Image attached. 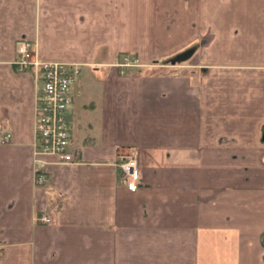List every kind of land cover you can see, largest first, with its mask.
I'll list each match as a JSON object with an SVG mask.
<instances>
[{"label": "crops", "instance_id": "0c3cea01", "mask_svg": "<svg viewBox=\"0 0 264 264\" xmlns=\"http://www.w3.org/2000/svg\"><path fill=\"white\" fill-rule=\"evenodd\" d=\"M22 39L80 67L71 162ZM0 264H264V0H0Z\"/></svg>", "mask_w": 264, "mask_h": 264}, {"label": "built area", "instance_id": "2783aa9c", "mask_svg": "<svg viewBox=\"0 0 264 264\" xmlns=\"http://www.w3.org/2000/svg\"><path fill=\"white\" fill-rule=\"evenodd\" d=\"M19 56L15 61L20 71L31 69L40 85L35 105V150L37 154H56L62 161L71 162L74 155L70 151L72 129L69 121V108L73 103V85L80 76L77 64L62 61L42 60L36 51V43L29 39L18 42ZM128 59V58H127ZM137 63V60H133ZM121 65H130L129 60ZM11 134L2 138L7 142ZM121 169L120 184L131 191H136L141 172L138 160L130 156L119 164ZM38 182H45L44 174H39ZM44 222L51 217L44 214L40 217Z\"/></svg>", "mask_w": 264, "mask_h": 264}, {"label": "rangeland", "instance_id": "374dc122", "mask_svg": "<svg viewBox=\"0 0 264 264\" xmlns=\"http://www.w3.org/2000/svg\"><path fill=\"white\" fill-rule=\"evenodd\" d=\"M70 110V109H69ZM70 113H68V115H69ZM69 121H70V118H69Z\"/></svg>", "mask_w": 264, "mask_h": 264}]
</instances>
